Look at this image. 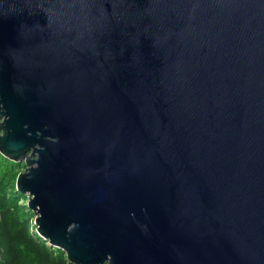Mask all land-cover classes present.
Listing matches in <instances>:
<instances>
[{
	"label": "water",
	"instance_id": "1",
	"mask_svg": "<svg viewBox=\"0 0 264 264\" xmlns=\"http://www.w3.org/2000/svg\"><path fill=\"white\" fill-rule=\"evenodd\" d=\"M0 153L74 264H264V0H0Z\"/></svg>",
	"mask_w": 264,
	"mask_h": 264
},
{
	"label": "trees",
	"instance_id": "2",
	"mask_svg": "<svg viewBox=\"0 0 264 264\" xmlns=\"http://www.w3.org/2000/svg\"><path fill=\"white\" fill-rule=\"evenodd\" d=\"M21 163L0 153V264H74L35 231V213L15 187Z\"/></svg>",
	"mask_w": 264,
	"mask_h": 264
},
{
	"label": "rangeland",
	"instance_id": "3",
	"mask_svg": "<svg viewBox=\"0 0 264 264\" xmlns=\"http://www.w3.org/2000/svg\"><path fill=\"white\" fill-rule=\"evenodd\" d=\"M9 160H11V159H9ZM14 162L21 163L20 167H21V166H22V167H21L20 172L24 171V169L26 168V164H25V162H24L23 160H22V161H14ZM27 202H28V198L24 200V203H27Z\"/></svg>",
	"mask_w": 264,
	"mask_h": 264
}]
</instances>
